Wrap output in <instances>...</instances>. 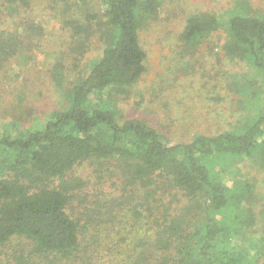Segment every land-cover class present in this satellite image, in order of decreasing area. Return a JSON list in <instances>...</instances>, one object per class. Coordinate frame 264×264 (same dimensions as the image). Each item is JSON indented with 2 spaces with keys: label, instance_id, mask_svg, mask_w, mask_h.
Masks as SVG:
<instances>
[{
  "label": "trees",
  "instance_id": "obj_1",
  "mask_svg": "<svg viewBox=\"0 0 264 264\" xmlns=\"http://www.w3.org/2000/svg\"><path fill=\"white\" fill-rule=\"evenodd\" d=\"M50 2L69 38L51 65L62 103L20 132L11 133L7 125L0 129V247L12 249L18 264H85L80 234L96 224L110 227L122 200L136 198L133 213L139 217V207H145L152 231L128 242L129 250L117 254L125 256L114 264H151L155 248L166 254L158 264H264V228L255 213L258 182L227 172L233 163L264 171V110L258 108L242 129L196 133L188 142L167 141L142 118L119 119L114 100L146 70L138 29L156 17L159 0H104L102 14L88 13L79 0ZM33 4L0 0V23H8L0 25V66L18 50L41 44L45 32L31 14ZM219 21L213 13L190 14L179 38L194 45ZM226 24L224 53L254 67L264 85V14L233 13ZM97 34L100 55L86 64L84 74L67 78L69 65L80 62ZM87 159L99 166L112 160L125 194L91 199L82 194L86 183L68 172ZM159 176L185 202L156 215L152 200ZM131 187L141 188V194ZM74 201L82 210L78 216ZM99 237L117 245L106 233Z\"/></svg>",
  "mask_w": 264,
  "mask_h": 264
},
{
  "label": "rangeland",
  "instance_id": "obj_2",
  "mask_svg": "<svg viewBox=\"0 0 264 264\" xmlns=\"http://www.w3.org/2000/svg\"><path fill=\"white\" fill-rule=\"evenodd\" d=\"M51 3L50 0H34L30 8L44 28L41 44L29 51L18 50L15 57L0 66V129L7 125L11 133L35 124L62 103L61 92L51 76V65L69 38L52 16ZM79 4L90 14H102L105 8L104 0H79ZM202 12L217 15L219 26L194 45L184 43L179 34L186 18ZM233 13L264 14V0H159L156 17H148L138 29L146 70L114 100L113 108L118 118H142L167 141L188 142L196 133L214 135L242 129L258 108L264 110V85L260 74L246 61L230 59L223 50L228 39L226 20ZM0 25L6 27L8 23ZM100 39L98 34L90 39V48L80 62L69 65L67 78L84 72L86 64L100 55L103 46ZM111 162L105 160L99 166L96 159L84 160L68 172V177L80 178L86 183L81 190L89 199L118 197L124 193L121 190L123 178ZM244 166L233 163L227 170L228 176L258 182L260 191L256 192L255 213L264 228V213L259 214L264 211V171ZM155 186L152 205L157 206L154 208L156 215L164 207L178 210L184 204V197L168 185L165 178L157 177ZM134 188L133 193L141 194V188ZM138 202L136 198L133 201L124 198L122 207L116 208L115 217L108 223L110 227L96 224L80 234L85 243L81 248L85 264H114L118 256H125L117 254L129 250L128 242L148 236L152 218L145 207H139V217L134 215L131 205ZM72 205L76 216L82 213L78 202ZM105 233L107 239L117 245L103 243L99 236ZM121 237L126 240L120 241ZM152 252L155 257L149 260L151 264L164 260L163 250L155 248ZM10 253L12 249L0 247V264H18ZM39 264L46 263L40 261Z\"/></svg>",
  "mask_w": 264,
  "mask_h": 264
}]
</instances>
